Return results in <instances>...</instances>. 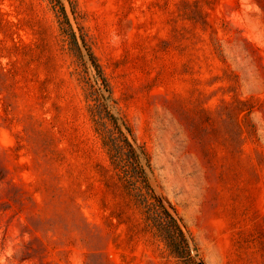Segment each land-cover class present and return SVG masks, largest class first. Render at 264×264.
Listing matches in <instances>:
<instances>
[{"label":"rangeland","instance_id":"obj_1","mask_svg":"<svg viewBox=\"0 0 264 264\" xmlns=\"http://www.w3.org/2000/svg\"><path fill=\"white\" fill-rule=\"evenodd\" d=\"M0 264H264V0H0Z\"/></svg>","mask_w":264,"mask_h":264},{"label":"trees","instance_id":"obj_2","mask_svg":"<svg viewBox=\"0 0 264 264\" xmlns=\"http://www.w3.org/2000/svg\"><path fill=\"white\" fill-rule=\"evenodd\" d=\"M103 134L106 135V131ZM105 145L108 148L114 169L120 174L127 189L130 192H137L146 202L147 209L155 212L159 232L169 240L170 247L175 249V253H189L190 244L185 238L175 209L172 206H166L160 197L156 198L158 199L157 204L148 202L155 196L146 179L145 172L139 171L138 155L133 146L127 141L122 144L121 139L114 136L107 137Z\"/></svg>","mask_w":264,"mask_h":264}]
</instances>
